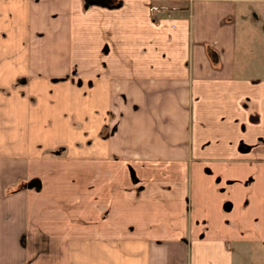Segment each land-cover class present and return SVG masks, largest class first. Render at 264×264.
Returning <instances> with one entry per match:
<instances>
[{
	"label": "crops",
	"instance_id": "0c3cea01",
	"mask_svg": "<svg viewBox=\"0 0 264 264\" xmlns=\"http://www.w3.org/2000/svg\"><path fill=\"white\" fill-rule=\"evenodd\" d=\"M106 4L0 0V264H264V0Z\"/></svg>",
	"mask_w": 264,
	"mask_h": 264
},
{
	"label": "rangeland",
	"instance_id": "374dc122",
	"mask_svg": "<svg viewBox=\"0 0 264 264\" xmlns=\"http://www.w3.org/2000/svg\"><path fill=\"white\" fill-rule=\"evenodd\" d=\"M23 58H24V54H23ZM23 58L20 59V60H18V61H16V65H17L16 66V71L17 72H20V73H23L24 70L26 69L27 61L25 59H23ZM8 66H10V65H8ZM7 71H9V69ZM76 81H77V86H78L79 78H76ZM26 94H27V96H29V93L28 92H26ZM42 96H43V105L45 103L47 104V102H45V101L48 100V96L46 94L45 95L43 94ZM53 99L54 98L51 97V101H53ZM70 101L72 102V105H74V99L72 97H70V98L64 97V98L61 99V101H60V98H59L57 100V104L54 106L56 112H59V110L61 111V108H65L66 105H69V102ZM11 105L15 108L14 110L19 109V105H21V102L18 100V97H12V99H11ZM263 198H264V195H263ZM262 201H263V199H262ZM255 218H258L260 220H264V202H263V205L262 206L260 205V208L256 209L255 211H254V209L252 207V204L247 209V226L245 227V231H246L245 232V234H246L245 236L246 237H249V235H251V232H252L251 219L253 220Z\"/></svg>",
	"mask_w": 264,
	"mask_h": 264
},
{
	"label": "trees",
	"instance_id": "16d2710c",
	"mask_svg": "<svg viewBox=\"0 0 264 264\" xmlns=\"http://www.w3.org/2000/svg\"><path fill=\"white\" fill-rule=\"evenodd\" d=\"M114 1H116V0H110V1H109V0H105V4H106V3H109V5H111V2H114ZM106 5H107V4H106Z\"/></svg>",
	"mask_w": 264,
	"mask_h": 264
}]
</instances>
